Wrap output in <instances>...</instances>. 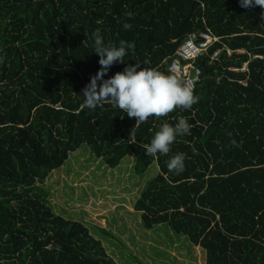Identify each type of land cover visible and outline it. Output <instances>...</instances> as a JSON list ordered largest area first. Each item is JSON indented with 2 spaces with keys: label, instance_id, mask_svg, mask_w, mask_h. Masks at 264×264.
I'll return each instance as SVG.
<instances>
[{
  "label": "trees",
  "instance_id": "16d2710c",
  "mask_svg": "<svg viewBox=\"0 0 264 264\" xmlns=\"http://www.w3.org/2000/svg\"><path fill=\"white\" fill-rule=\"evenodd\" d=\"M262 12L240 0H0V264H117L85 223L51 205L48 178L83 145L110 168L130 154L137 174L158 165L134 205L146 229L188 237L206 264H264ZM97 31L106 45L135 43L105 79L137 63L171 74L192 33L219 38L195 60L199 103L136 128L109 101L83 107L101 67ZM180 117L191 134L147 155L143 145ZM178 153L185 168L176 174L167 161Z\"/></svg>",
  "mask_w": 264,
  "mask_h": 264
},
{
  "label": "rangeland",
  "instance_id": "374dc122",
  "mask_svg": "<svg viewBox=\"0 0 264 264\" xmlns=\"http://www.w3.org/2000/svg\"><path fill=\"white\" fill-rule=\"evenodd\" d=\"M136 165L137 159L130 154L118 167L110 168L83 145L47 180L53 210L85 223L117 264H206V252L188 237L164 224L151 230L144 227L134 205L159 170L152 165L140 175Z\"/></svg>",
  "mask_w": 264,
  "mask_h": 264
},
{
  "label": "clouds",
  "instance_id": "9594fccd",
  "mask_svg": "<svg viewBox=\"0 0 264 264\" xmlns=\"http://www.w3.org/2000/svg\"><path fill=\"white\" fill-rule=\"evenodd\" d=\"M241 7L259 6L264 9V0H240ZM131 18L132 14H128ZM264 18V12L261 13ZM124 30H131L130 23L123 24ZM94 52L99 55L98 72L90 78L83 89V107L94 111L105 101L112 103L117 109L126 112L129 117L136 118V127L147 122L150 117L167 116L174 109L191 110L199 103L200 97L194 89L175 75L165 74L159 70L141 67V64L128 65L122 72L105 79L111 67L124 63L125 56L135 51V43L121 40L118 46L106 45L97 31L93 34ZM134 128V129H135ZM192 126L183 118L173 125L164 123L151 140L150 145H143L147 155L168 154L171 145L178 137L191 134ZM233 144L236 142L233 141ZM170 172L179 174L185 168V155L178 153L167 161ZM59 252L60 248L57 246Z\"/></svg>",
  "mask_w": 264,
  "mask_h": 264
},
{
  "label": "built area",
  "instance_id": "2783aa9c",
  "mask_svg": "<svg viewBox=\"0 0 264 264\" xmlns=\"http://www.w3.org/2000/svg\"><path fill=\"white\" fill-rule=\"evenodd\" d=\"M218 40L219 38L212 36L210 33H192L177 49L168 68L170 73L195 89L202 80L201 70L195 66V60L206 53ZM218 55L219 51L214 54L213 58Z\"/></svg>",
  "mask_w": 264,
  "mask_h": 264
},
{
  "label": "crops",
  "instance_id": "0c3cea01",
  "mask_svg": "<svg viewBox=\"0 0 264 264\" xmlns=\"http://www.w3.org/2000/svg\"><path fill=\"white\" fill-rule=\"evenodd\" d=\"M154 166L156 165L157 166V169L159 170V167H158V165L157 164H153Z\"/></svg>",
  "mask_w": 264,
  "mask_h": 264
},
{
  "label": "water",
  "instance_id": "95a60500",
  "mask_svg": "<svg viewBox=\"0 0 264 264\" xmlns=\"http://www.w3.org/2000/svg\"><path fill=\"white\" fill-rule=\"evenodd\" d=\"M209 80H212V79H209Z\"/></svg>",
  "mask_w": 264,
  "mask_h": 264
}]
</instances>
